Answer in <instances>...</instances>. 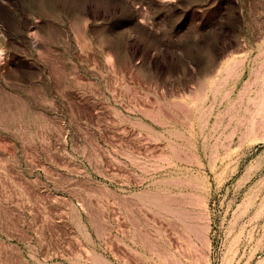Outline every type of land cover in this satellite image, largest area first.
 I'll use <instances>...</instances> for the list:
<instances>
[{"label": "rangeland", "instance_id": "1", "mask_svg": "<svg viewBox=\"0 0 264 264\" xmlns=\"http://www.w3.org/2000/svg\"><path fill=\"white\" fill-rule=\"evenodd\" d=\"M0 264H264V0H0Z\"/></svg>", "mask_w": 264, "mask_h": 264}]
</instances>
